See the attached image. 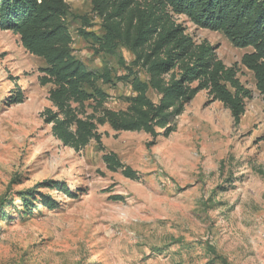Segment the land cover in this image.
Here are the masks:
<instances>
[{"label": "rangeland", "instance_id": "rangeland-1", "mask_svg": "<svg viewBox=\"0 0 264 264\" xmlns=\"http://www.w3.org/2000/svg\"><path fill=\"white\" fill-rule=\"evenodd\" d=\"M65 1L75 56L88 68L122 74L132 53L120 47L96 54L78 34L80 28L102 32L91 1ZM173 18L195 41L214 46L251 92L239 123L202 90L175 118V130L153 144L142 131L105 123L98 126L102 148L91 141L79 151L43 121L52 87L38 82L44 60L27 52L17 34L0 30V99L18 89L24 94L22 102L0 103V264H264V96L240 63L252 48L234 47L222 32L196 27L183 15ZM139 76L146 79L143 71ZM102 88L106 107H126L128 84ZM148 95L156 99L153 91ZM109 152L136 178L108 169L102 155ZM29 191L37 198L25 214L19 195ZM38 193L56 207L39 204Z\"/></svg>", "mask_w": 264, "mask_h": 264}, {"label": "trees", "instance_id": "trees-1", "mask_svg": "<svg viewBox=\"0 0 264 264\" xmlns=\"http://www.w3.org/2000/svg\"><path fill=\"white\" fill-rule=\"evenodd\" d=\"M90 1L102 32L80 28L78 34L96 54H113L120 47L131 52L133 59L122 63V74L88 68L75 56L65 0H0V30L17 34L23 48L45 62L38 82L52 87L51 106L43 111V121L64 146L79 151L95 141L102 148L98 126L105 123L115 131H142L151 137L148 144H153L160 135L175 130V118L202 90L229 110L234 124L239 123L251 92L240 82L236 69L217 58L214 46L205 39L195 41L174 15L185 16L196 27L222 32L234 47H251L240 63L252 72L264 96V0ZM81 19L85 27L90 26L87 17ZM116 82L132 90L120 110L105 106L109 96L102 88ZM150 90L155 100L148 95ZM23 97L18 89L0 103H19ZM102 160L111 171L121 169L126 177L136 178V172L115 153H104ZM43 184L73 196L65 185ZM32 191L19 195L25 214L31 213L37 198ZM38 194L39 204L56 207L55 200Z\"/></svg>", "mask_w": 264, "mask_h": 264}]
</instances>
